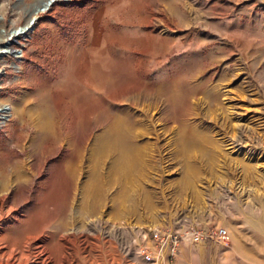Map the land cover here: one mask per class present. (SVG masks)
I'll return each instance as SVG.
<instances>
[{
	"label": "rangeland",
	"instance_id": "obj_1",
	"mask_svg": "<svg viewBox=\"0 0 264 264\" xmlns=\"http://www.w3.org/2000/svg\"><path fill=\"white\" fill-rule=\"evenodd\" d=\"M40 1L0 0V40ZM10 46L0 264H137L176 217L264 264V0H53Z\"/></svg>",
	"mask_w": 264,
	"mask_h": 264
},
{
	"label": "built area",
	"instance_id": "obj_2",
	"mask_svg": "<svg viewBox=\"0 0 264 264\" xmlns=\"http://www.w3.org/2000/svg\"><path fill=\"white\" fill-rule=\"evenodd\" d=\"M225 239H227V231L221 225L204 226L187 222L182 217H176L167 224L153 226L143 232L137 231L131 237L126 251L133 252L142 261L152 263L162 257H171L183 241L189 243L206 240L225 242Z\"/></svg>",
	"mask_w": 264,
	"mask_h": 264
},
{
	"label": "crops",
	"instance_id": "obj_3",
	"mask_svg": "<svg viewBox=\"0 0 264 264\" xmlns=\"http://www.w3.org/2000/svg\"><path fill=\"white\" fill-rule=\"evenodd\" d=\"M234 252L232 248H222L209 240L197 243L183 241L171 257L150 264H244L238 262ZM137 261V264H149L140 259Z\"/></svg>",
	"mask_w": 264,
	"mask_h": 264
},
{
	"label": "bare ground",
	"instance_id": "obj_4",
	"mask_svg": "<svg viewBox=\"0 0 264 264\" xmlns=\"http://www.w3.org/2000/svg\"><path fill=\"white\" fill-rule=\"evenodd\" d=\"M51 1H53V0H51ZM51 1L48 2V3L47 2H44L41 5L39 4L31 12L32 15L36 18L37 15L40 12L44 11L45 9H48V7L51 4ZM35 18H34V20H35ZM34 20L31 22V24L28 27V29H24L23 26H21V27L18 26L19 28H14V29H12V30H10V31L7 32L6 36H4V38L2 40H0V56L9 52L10 48L12 47V46H10V40L16 38V36H18L20 34H23L26 37L29 36V32L33 28V22H34ZM20 29H21V31H19ZM16 30H18V31L16 32ZM16 53H18V56H19L20 53H21V50L19 49L18 52L16 51ZM6 110H7V108L5 106H0V116L1 117L2 116H5V111ZM115 126L116 125H114V127ZM115 129H116L115 132L121 131V128L116 127ZM205 142L206 143L208 142V138H207V136L205 134H198V135L197 134H191V135L187 136V138L185 137V140L183 141V143H181L180 151L183 154H187L188 151L190 152V150L192 148L198 147L196 149L203 150L205 148V146L207 145V144H205V146L203 145V143H205Z\"/></svg>",
	"mask_w": 264,
	"mask_h": 264
},
{
	"label": "water",
	"instance_id": "obj_5",
	"mask_svg": "<svg viewBox=\"0 0 264 264\" xmlns=\"http://www.w3.org/2000/svg\"><path fill=\"white\" fill-rule=\"evenodd\" d=\"M51 0H42V1H40V5L42 4V3H44V2H50ZM33 9V8H32ZM30 15L28 16V18H27V20H26V22L23 24V28L24 29H28V27L30 26V24H31V22L34 20V16L32 15V13H29ZM18 27V26H17ZM18 30H16V32H17ZM19 31H21V29L19 30ZM16 41V38H14V39H12V40H10V43H12V42H15ZM14 50H15V48H13V47H11L10 48V53H14L15 54V52H14Z\"/></svg>",
	"mask_w": 264,
	"mask_h": 264
}]
</instances>
